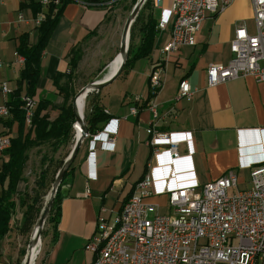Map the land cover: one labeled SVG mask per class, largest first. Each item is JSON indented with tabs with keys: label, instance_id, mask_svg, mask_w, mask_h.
I'll list each match as a JSON object with an SVG mask.
<instances>
[{
	"label": "crops",
	"instance_id": "0c3cea01",
	"mask_svg": "<svg viewBox=\"0 0 264 264\" xmlns=\"http://www.w3.org/2000/svg\"><path fill=\"white\" fill-rule=\"evenodd\" d=\"M120 1L69 0L62 7L41 54L40 76L33 97L35 108L39 100L61 105L58 89L68 76L76 73L70 65L72 51L80 49L82 52L97 40L112 9ZM149 2L145 20L151 17L157 24L171 8L172 0H162L157 8ZM48 12V6H42L41 0H0V59L3 63L0 84L5 83L11 93L18 88L23 68V58L17 55L20 38L26 35L27 43L34 45L37 29ZM170 21L164 30L156 29L149 57L133 61L116 80L95 92L93 104L106 111L108 121L117 120L114 148L104 150L100 142H95V155L87 160L90 138L82 142L72 168L61 182L60 190L64 195L55 205L56 214L46 220L31 264H92L93 256L86 245L96 232L98 216L110 218L119 212L146 173L152 175L155 190L191 181L203 185L231 169L236 171L241 184L242 174L249 173L243 165L264 159V81L258 83L245 77L215 87H208L206 82L209 64L226 65L232 59L230 44L235 28L243 25L248 34L255 33L252 1L233 0L224 11L203 22L195 46H184L165 56L162 48L170 38ZM140 37L141 32L138 43ZM118 56L119 53L106 71ZM80 65L81 59L76 70ZM154 69L160 71L162 84L151 97L149 75ZM181 80H186L193 90L190 100L176 99ZM9 95L0 93V105ZM24 96L23 86L21 97ZM136 96L140 97L138 103L132 101ZM51 105L41 113L50 121L58 116ZM150 105L154 106L156 119ZM132 106L137 109L134 116L129 112ZM152 124L159 133H189L188 139L177 145L179 160L170 162L166 153L153 157L148 143L150 135L146 132ZM17 128L11 116L0 120V134L13 138ZM160 198L166 200L165 195L152 196L149 200ZM13 223L19 226L14 219ZM21 236L12 229L1 240L0 264H23Z\"/></svg>",
	"mask_w": 264,
	"mask_h": 264
},
{
	"label": "built area",
	"instance_id": "2783aa9c",
	"mask_svg": "<svg viewBox=\"0 0 264 264\" xmlns=\"http://www.w3.org/2000/svg\"><path fill=\"white\" fill-rule=\"evenodd\" d=\"M232 1L172 0L171 8L156 27L164 30L171 19L170 38L162 53L168 56L181 47L195 46L203 22L224 11ZM251 1L255 33L248 34L243 25L235 28L230 44L233 57L226 65L212 63L207 66L208 87L245 77L258 83L264 81V0ZM151 2L157 8L162 0ZM50 3L41 0L44 7ZM2 64L0 59V67ZM161 84L160 71L154 69L149 75L151 97ZM0 93L8 96L11 91L2 83ZM192 95L189 83L181 80L176 99L190 100ZM22 101L21 109L29 126L35 102L27 96ZM132 101L138 103L140 97ZM149 108L154 111V106ZM129 112L134 116L137 109L132 106ZM10 116L5 102L0 105V120ZM154 116L156 119L155 111ZM153 127L154 124L146 130L153 157L166 153L170 162L179 160L177 145L186 141L189 133H159ZM116 128L117 120H109L95 134L86 135L90 138L87 160L95 155V142H100L104 150H113ZM10 139L9 135L0 134V156L10 146ZM243 168L249 170L250 180V187L243 190L236 189L238 174L233 169L203 185L191 181L160 190L154 189L152 175L144 174L119 212L110 218L98 216L96 232L86 245L93 256L92 264H264V159L243 165ZM231 189L235 191L229 194ZM160 195L166 196L172 214H160L159 206L147 201Z\"/></svg>",
	"mask_w": 264,
	"mask_h": 264
},
{
	"label": "trees",
	"instance_id": "16d2710c",
	"mask_svg": "<svg viewBox=\"0 0 264 264\" xmlns=\"http://www.w3.org/2000/svg\"><path fill=\"white\" fill-rule=\"evenodd\" d=\"M58 1L60 3L58 7L53 2L48 5L49 12L37 29V42L30 46L27 43L28 37L24 35L20 38V44L17 48V55L23 58V68L18 88L9 95L8 99H6V104L10 109L12 120L17 123L18 128L16 136L10 139V146L0 156V259L2 255L1 240L12 230V219L16 210L23 204L22 201L18 202L19 193L17 186L28 159V151L44 144L51 145L54 151L58 150L61 146L68 143L73 131V125H75L72 109L74 90L67 91L59 87L58 95L62 99L60 106L51 105L48 100H39L36 108H34L29 126L26 125L24 112L21 109L23 105L21 97L22 87L24 86L25 96L33 99L40 76L41 54L59 19L62 7L69 0ZM149 1L151 0H147V2ZM156 25V21L150 17L145 25L140 28V41L127 57L123 70L133 61L149 57L156 35ZM79 60V56L71 58L70 65L72 70L77 67ZM48 105L58 111V116L52 121L48 119L47 115H41ZM108 118L100 107L94 105L85 117L88 133L93 134L101 130ZM71 168L72 165L65 176H67ZM60 196L61 190L59 189L50 210L60 200ZM49 215L50 213L48 214V219Z\"/></svg>",
	"mask_w": 264,
	"mask_h": 264
},
{
	"label": "rangeland",
	"instance_id": "374dc122",
	"mask_svg": "<svg viewBox=\"0 0 264 264\" xmlns=\"http://www.w3.org/2000/svg\"><path fill=\"white\" fill-rule=\"evenodd\" d=\"M137 1L138 0L120 1L119 4L112 9L110 19L104 24L102 32L98 35L97 40L84 47L82 52L80 49L73 51L72 58L79 56L81 59V65L79 69L76 70L75 68V74H71L67 77V80L62 87L63 90H74L73 92L75 96L88 84L102 79L107 66L119 53L121 34L124 25ZM149 3L150 2H147L146 0L130 27L128 56L137 46L140 28L145 25L146 14L150 9ZM95 92L96 91L90 92L86 97L84 118L86 117V114H88L89 108L94 106L93 101L96 97ZM75 137V130L73 129L68 143L61 146L58 150L54 151L51 145L44 144L30 149L27 153L28 159L23 168L21 180L17 186L19 193L18 202L22 201L23 204L16 210L13 218L15 221H18L19 226L17 227L13 223L14 225L12 228L13 231H16V234L20 236L22 235L20 238L22 257L26 256L29 241L35 229L36 222L49 198L54 178L69 155L75 143ZM241 179L242 183H238L236 189L243 190L249 188V173H243ZM233 191H235V189L229 190L228 193L231 194ZM147 201L158 205L160 207V214L173 213L168 207L167 198L166 200L165 198H160ZM56 204H54V208L50 210V215L53 214L54 216L56 214ZM16 215L20 217L18 220L15 218ZM50 215L49 218H51ZM44 227L41 231V236ZM37 248H39V244L37 245Z\"/></svg>",
	"mask_w": 264,
	"mask_h": 264
},
{
	"label": "water",
	"instance_id": "95a60500",
	"mask_svg": "<svg viewBox=\"0 0 264 264\" xmlns=\"http://www.w3.org/2000/svg\"><path fill=\"white\" fill-rule=\"evenodd\" d=\"M145 2H146V0H138L136 2V4L134 5V7H133V9L129 15V18L127 19V21L124 25V28H123V31L121 34L120 49H119L121 59H120V63L118 65L117 69L115 70V72L109 78H107L105 80H100V81H96V82H92V83L88 84L85 88H82L73 98L72 109L74 112L75 123L79 124L81 132H80V135L76 137L75 143H74L69 155L67 156V158L63 162L62 167L60 168V170L58 171L57 175L54 178L49 198H48V200H47V202H46V204H45V206H44V208H43V210H42V212H41V214H40V216L36 222L35 229L32 233L31 239L29 241L27 253H26L23 264H31V255L29 254V251L32 250V248L36 247L40 243L41 231L44 227V224L46 222V219H47L48 214L50 212V209L52 207L54 198H55L58 190L61 189L60 188L61 182H62L66 172L68 171V169L72 165L82 142L85 140L86 135L88 134V128L86 127L85 118H84V116H81V114L77 108V100L82 95H84L83 97H86L90 92L99 91V90L103 89L104 87L111 84L114 80H116V78L120 75V73L122 72V70L124 68V64L127 60V57H128L127 42H128L129 35H130V27H131L132 23L134 22V20L136 19L139 10L141 9V7L144 5ZM74 126L75 125H73V129H74ZM61 195H64L63 190L61 191Z\"/></svg>",
	"mask_w": 264,
	"mask_h": 264
},
{
	"label": "bare ground",
	"instance_id": "6f19581e",
	"mask_svg": "<svg viewBox=\"0 0 264 264\" xmlns=\"http://www.w3.org/2000/svg\"><path fill=\"white\" fill-rule=\"evenodd\" d=\"M129 41H130V35H129V39H128V42H127V49L129 48ZM118 55V54H117ZM120 59H121V55L119 53V56L117 57V59L109 66L108 70L105 72L104 76L102 77L101 80H105L107 78H109L114 72L115 70L117 69L119 63H120ZM84 95L80 96L77 100V108H78V111L80 112L81 116H84V105H85V99L86 97H83ZM74 130H75V134H76V137L80 135V132H81V129H80V126L79 124L75 123V126H74ZM75 137V139H76ZM40 245V243H39ZM29 254L31 255V263L32 261L35 259V247L32 248V250L29 251Z\"/></svg>",
	"mask_w": 264,
	"mask_h": 264
}]
</instances>
